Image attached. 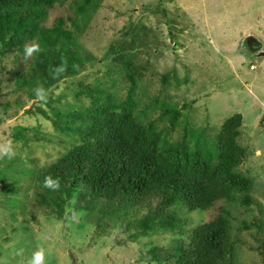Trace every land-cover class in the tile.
I'll list each match as a JSON object with an SVG mask.
<instances>
[{
  "label": "trees",
  "instance_id": "trees-1",
  "mask_svg": "<svg viewBox=\"0 0 264 264\" xmlns=\"http://www.w3.org/2000/svg\"><path fill=\"white\" fill-rule=\"evenodd\" d=\"M61 1L0 0V144L11 140L15 151L11 159L0 158V207L9 226L47 216L72 235L68 223L83 213V224L93 228L89 244L127 224L134 234L126 245L136 262L233 264L238 241L221 203L235 195L251 203L252 181L238 172L246 160L239 143L241 116L224 121L216 157L179 149L183 143L161 150L157 135L149 138L142 125L109 106L106 79L131 82L133 59L128 72L115 74L105 59L92 56L78 40L76 16L62 13ZM96 1L74 4L87 19L98 9ZM34 42L43 50L24 62V46ZM62 57L67 72L53 79L51 69ZM38 84L49 90L47 103L35 100ZM23 106L28 108L21 113ZM185 109L180 104L167 112L171 127ZM47 175L60 178L59 191L43 188ZM179 207L214 215L187 237L173 217ZM263 222L257 216L240 227L256 231L257 246L249 249L264 261ZM140 238H147L146 245Z\"/></svg>",
  "mask_w": 264,
  "mask_h": 264
},
{
  "label": "rangeland",
  "instance_id": "rangeland-1",
  "mask_svg": "<svg viewBox=\"0 0 264 264\" xmlns=\"http://www.w3.org/2000/svg\"><path fill=\"white\" fill-rule=\"evenodd\" d=\"M98 1L87 19L74 0H62L59 9L76 16L80 44L105 59L115 74L119 69L128 72L126 64L133 59L136 76L131 82L106 79L109 106L156 133L160 149L183 143L189 152L199 149L216 157L224 121L242 116L239 143L246 160L238 172L252 181L251 203L244 205L235 195L221 204L230 213L238 241L232 263H264L258 251L249 249L257 246L256 231L240 227L257 216L264 218V0ZM180 104L187 107L171 127L167 112ZM213 215L179 207L173 217L189 237ZM81 218L83 213L74 214L69 221L72 235L61 221L47 216L10 227L11 219L0 207V264H26L38 246L45 249V264H146L133 260L126 244L134 232L127 224L89 244L93 228ZM139 240L146 245L147 238Z\"/></svg>",
  "mask_w": 264,
  "mask_h": 264
},
{
  "label": "clouds",
  "instance_id": "clouds-1",
  "mask_svg": "<svg viewBox=\"0 0 264 264\" xmlns=\"http://www.w3.org/2000/svg\"><path fill=\"white\" fill-rule=\"evenodd\" d=\"M42 50L43 49L41 48V46L38 43L34 42L32 44H26L24 46V55L22 57L23 61L24 62L29 61V59H31L34 55L40 53ZM67 69H68L67 59L62 57L60 64L54 66L51 69L50 74L52 75L53 79H59L60 77H62L67 72ZM33 93H34L35 100L42 102V103H47V101L49 99V90L46 89L43 84H38L33 89ZM27 108H28V106H23L21 113L23 112V110H25ZM118 114H120V113H118ZM123 114L128 115L125 112ZM133 120L135 121V119H133ZM136 123H138V122H136ZM152 135H157V134L156 133L152 134L150 132L148 133L149 138ZM157 145L159 148V137H158ZM14 156H15V151L13 148V142L11 140H7L3 144H0V158L7 157V158L11 159ZM60 187H61V180L59 177L53 178L51 175H47L44 177L43 188L49 189V190L55 192V191H59ZM22 253H23V250H21V252L19 254L22 255ZM26 264H45V249L43 247L38 246L37 250L34 251L31 255V257L27 259Z\"/></svg>",
  "mask_w": 264,
  "mask_h": 264
},
{
  "label": "bare ground",
  "instance_id": "bare-ground-1",
  "mask_svg": "<svg viewBox=\"0 0 264 264\" xmlns=\"http://www.w3.org/2000/svg\"><path fill=\"white\" fill-rule=\"evenodd\" d=\"M240 115V114H239ZM241 116V115H240ZM241 118H242V116H241ZM176 147V146H175ZM172 148H174V147H172ZM184 148V146H183V144H182V146H180L179 147V149H183Z\"/></svg>",
  "mask_w": 264,
  "mask_h": 264
}]
</instances>
